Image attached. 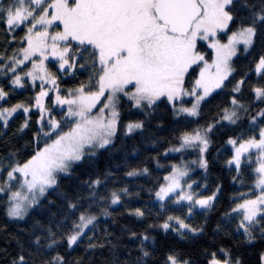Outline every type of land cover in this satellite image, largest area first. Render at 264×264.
<instances>
[{
    "label": "trees",
    "instance_id": "1",
    "mask_svg": "<svg viewBox=\"0 0 264 264\" xmlns=\"http://www.w3.org/2000/svg\"><path fill=\"white\" fill-rule=\"evenodd\" d=\"M226 10L231 17L228 31L254 28V43L247 52L241 48L232 59V74L200 105L199 115L179 117L165 98L138 109L121 95L119 128L113 142L72 165L24 220L9 218L8 196L0 193V264H168L171 256L189 264H210L213 258L227 264H262L264 215L247 235L234 212L243 197L256 194L257 164L250 160L238 167L228 141L254 138L264 126V113L258 117L264 112V70L254 72L264 58V0H232ZM108 16L105 24L119 15ZM5 20L0 9V57L17 55L25 44L22 31L12 34ZM128 21L129 16L122 28ZM99 30L100 26L90 31L89 38L96 37ZM88 50L87 46L85 52ZM206 50L210 59L212 53ZM89 52L79 58L82 69L72 74L59 72L52 63L61 86L69 90L83 86L85 92L98 89L104 71ZM199 69L200 64L185 74L187 88L194 85ZM0 88L8 94L0 106L34 103L36 91L31 86L16 89L9 78L0 76ZM258 89L263 90L260 97L255 93ZM234 99L243 106V114L231 123L224 116ZM53 111L59 118L64 114L56 108ZM39 113L27 116L19 112L6 127L0 126V165L29 160L71 125L65 119L59 130L44 135L48 127L39 124ZM134 121L142 123V128L128 134L126 126ZM208 127L205 165L190 179L200 182L203 194L216 197L214 203L193 215L186 206H163L158 201L159 191L174 164L196 155L189 148L177 154L167 150L178 146L185 134ZM116 192L120 201L112 206ZM105 212L107 215L95 221L87 217ZM175 216L188 221L192 230H163L162 225ZM83 225L87 229L70 247L71 236Z\"/></svg>",
    "mask_w": 264,
    "mask_h": 264
},
{
    "label": "rangeland",
    "instance_id": "2",
    "mask_svg": "<svg viewBox=\"0 0 264 264\" xmlns=\"http://www.w3.org/2000/svg\"><path fill=\"white\" fill-rule=\"evenodd\" d=\"M197 1L204 12L194 21L187 35L173 34L157 19L155 0H141L137 9L125 10L116 20L100 26L101 30L91 39L90 31H97L102 23L97 17L95 19L94 11L84 8L87 0H0V9L6 16L10 32L22 31L25 41L17 55L0 57V76L9 78L16 89L31 86L36 91L32 104L21 102L11 107L0 106V126L6 127L8 120L19 112L29 116L33 111L40 112L42 127L43 123L47 124L48 130H44L47 136L59 130L65 119L71 122L29 160L0 165V193L8 196L6 210L9 218L24 220L72 165L86 154L95 153L113 142L119 128L121 95L131 99L138 109L144 110L147 105L165 98L177 116L196 118L199 115L200 105L220 90L232 74L231 62L239 50L243 48L247 52L252 47L255 30L228 31L231 17L226 9L232 0ZM128 16L126 28H122ZM118 29L122 30L110 38ZM87 46L95 56L94 61L104 71L98 89L85 92L83 86L70 90L64 88L58 83V71L63 74L67 71V75L82 69L79 58L87 54ZM206 49L212 53L210 59ZM259 61L254 71L257 74L264 70V58ZM199 64V75L194 85L187 88L185 74ZM255 93L260 97L263 90L258 89ZM7 96L0 88V104ZM54 108L64 111L61 118ZM263 113L260 112L258 117ZM242 114L243 106L234 99L233 107L226 111L224 119L236 123ZM141 128L142 123L134 121L127 124L125 131L131 134ZM209 128L185 134L178 146L167 150L170 154H177L189 148L195 150L196 155L174 164L173 172L159 191L158 201L163 206H186L193 215L214 203L216 197L203 194L200 182L190 179L205 165V151L210 143ZM228 145L238 167L250 160L257 164L256 194L243 197L234 208L241 231L248 235L264 215V126L258 136L241 142L230 139ZM119 201L116 192L110 205L116 206ZM101 215H107V212L87 217L95 221ZM86 229L87 226L83 225L71 236L70 247ZM162 229L192 230L188 221L176 216L164 223ZM168 264L189 263L171 256ZM210 264L227 263L213 258Z\"/></svg>",
    "mask_w": 264,
    "mask_h": 264
},
{
    "label": "water",
    "instance_id": "3",
    "mask_svg": "<svg viewBox=\"0 0 264 264\" xmlns=\"http://www.w3.org/2000/svg\"><path fill=\"white\" fill-rule=\"evenodd\" d=\"M154 3L157 19L177 35H187L204 12L197 0H156Z\"/></svg>",
    "mask_w": 264,
    "mask_h": 264
},
{
    "label": "flooded vegetation",
    "instance_id": "4",
    "mask_svg": "<svg viewBox=\"0 0 264 264\" xmlns=\"http://www.w3.org/2000/svg\"><path fill=\"white\" fill-rule=\"evenodd\" d=\"M139 3H141V0H87V6H84V8L94 11L96 13L95 19L97 17L102 23L99 26H103L106 19L109 18L108 15H119L125 10L127 11L131 8L137 9L138 6L136 5H139ZM94 12L92 13L94 14Z\"/></svg>",
    "mask_w": 264,
    "mask_h": 264
}]
</instances>
